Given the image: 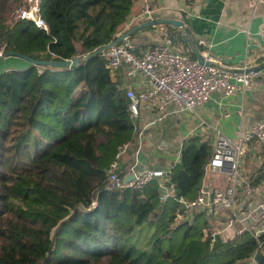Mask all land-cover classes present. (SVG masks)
I'll return each instance as SVG.
<instances>
[{
    "label": "trees",
    "instance_id": "1",
    "mask_svg": "<svg viewBox=\"0 0 264 264\" xmlns=\"http://www.w3.org/2000/svg\"><path fill=\"white\" fill-rule=\"evenodd\" d=\"M138 1L39 0L45 30L15 12L20 0H0L5 52L78 58L71 67L29 63L0 72V264H264V233L211 241L205 211L176 222L179 199L191 201L202 188L210 134L187 136L179 160L142 189L107 187L139 119L130 114L122 69H109L102 52L132 28ZM169 32L195 59L192 40ZM133 146L122 177L136 161Z\"/></svg>",
    "mask_w": 264,
    "mask_h": 264
},
{
    "label": "crops",
    "instance_id": "2",
    "mask_svg": "<svg viewBox=\"0 0 264 264\" xmlns=\"http://www.w3.org/2000/svg\"><path fill=\"white\" fill-rule=\"evenodd\" d=\"M147 2H150L154 9V18L173 19L182 22V26L159 24L138 31L134 40L140 43L148 42L152 32L162 35L163 39L172 38L170 30L175 34H182L186 40L189 37L194 47H197L199 55L206 53L210 62L219 67L227 70L244 65L250 68L259 67L251 89L238 86L231 94H226L220 89L213 91L203 106L194 111H169L161 121L147 130L139 153L136 155L134 152L136 168L167 171L179 160L182 141L189 135L207 133L212 136L214 142L217 135L221 134L234 141L256 123H264V40L258 34L264 26V0H139L126 27L136 25L135 14L138 8ZM172 40L174 48H183L174 38ZM17 58L8 56L1 60L0 64L3 61L8 63L0 67V72L28 66L29 63L22 64ZM125 79L129 85L130 81L126 77ZM149 117L150 113H142L137 128H141ZM134 144L136 145V138L133 144L121 151L120 168L124 167L128 156L131 157ZM263 168L264 146L253 140L244 147L239 174L246 180L251 175L259 177L261 182L257 184L255 192L243 197L239 212H245L264 202ZM230 183L231 179L225 172H205L202 188L221 189ZM229 215L230 211L215 216L207 215L209 226L222 227ZM246 226L251 230L256 227L251 223H236L233 228L222 230L219 236L231 238L236 236L239 228Z\"/></svg>",
    "mask_w": 264,
    "mask_h": 264
},
{
    "label": "built area",
    "instance_id": "3",
    "mask_svg": "<svg viewBox=\"0 0 264 264\" xmlns=\"http://www.w3.org/2000/svg\"><path fill=\"white\" fill-rule=\"evenodd\" d=\"M39 0H30L27 9H20L22 19L31 20L38 28L47 29L44 20L39 16ZM153 10L145 4L136 20L153 19ZM264 40V26L258 32ZM6 45L0 43V57L5 53ZM112 71L122 69L124 76L130 81L126 88V97L129 101V111L134 119H140L142 113H150L149 119L137 128L135 154L142 147L146 132L153 125L161 121L167 112L194 111L203 106L210 99L211 93L223 90L231 94L238 86L251 89L258 71L247 65L237 69L227 70L210 62L206 53H203V63L183 54L173 46L170 37L160 42L139 46L128 36L109 46L102 52ZM257 140L264 146V123L258 122L236 140L218 134L210 161L205 172H225L231 183L225 188L203 189L191 201L179 199L180 209L176 213V222L189 220L195 211H205L209 216H215L224 211L230 215L222 227L208 228V236L213 241L222 230L231 229L236 223H251L256 227H241L236 231L240 235L249 231L254 237L264 233V202H261L245 212H239L243 197L250 196L257 190V185L242 179L239 174V163L247 143ZM125 146L123 150L126 148ZM122 150V151H123ZM119 156L111 163L108 170V188H130L140 190L152 178L165 176L166 171L153 169H137L136 161L125 176L118 173ZM132 174L131 180L125 177ZM166 194L160 197L165 200Z\"/></svg>",
    "mask_w": 264,
    "mask_h": 264
},
{
    "label": "water",
    "instance_id": "4",
    "mask_svg": "<svg viewBox=\"0 0 264 264\" xmlns=\"http://www.w3.org/2000/svg\"><path fill=\"white\" fill-rule=\"evenodd\" d=\"M159 24H169V25H172L174 27L182 26V22L176 21V20H173V19H166V18L149 19V20H146L144 22L138 23L137 25L133 26L126 33H124L123 35L119 36L115 41H113L112 43L106 45L104 47V49H106L109 46L117 43L122 38H124L126 36H129L130 34L136 32V31H140V30H143V29H148L150 27H154V26L159 25ZM187 41L190 42V38L189 37H187ZM194 53H195V56H196V60H198L199 63H203L204 60H203L202 56L199 55V53H198V51L196 49H194ZM8 56H16L18 58H22V59L26 60L28 63H30L32 65H48V66H55V67H71V66L76 65L77 62H78V58H72V59H69V60H35V59H32V58H30L28 56L15 54V53H12V52H5L4 55L2 57H0V61L3 60L4 58L8 57ZM258 68L259 67H255V68H252V69L257 70ZM132 178H133V175L130 174L127 177H125V180H131Z\"/></svg>",
    "mask_w": 264,
    "mask_h": 264
},
{
    "label": "rangeland",
    "instance_id": "5",
    "mask_svg": "<svg viewBox=\"0 0 264 264\" xmlns=\"http://www.w3.org/2000/svg\"><path fill=\"white\" fill-rule=\"evenodd\" d=\"M30 5V0H27V3H26V0H20V4L19 6L16 8L15 12L17 13L19 11V9H27L28 6ZM163 39V36L162 35H157L155 32H152V35L150 37L149 40H147L148 42H145V43H142L143 45H147V44H152V43H156V42H160L161 40ZM136 43L138 41H135ZM178 47V46H177ZM178 50H182L183 48H181L180 46L177 48ZM13 59V58H12ZM18 62H21L22 64L23 63H28L26 60L22 59V58H17ZM15 61V60H14ZM4 63H8L6 61H3L1 64H0V67H3ZM24 64V65H25ZM14 69V68H13ZM15 69H18V68H15Z\"/></svg>",
    "mask_w": 264,
    "mask_h": 264
}]
</instances>
